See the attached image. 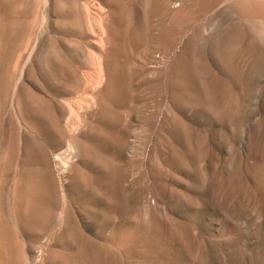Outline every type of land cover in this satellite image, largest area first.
I'll list each match as a JSON object with an SVG mask.
<instances>
[{"label": "rangeland", "instance_id": "374dc122", "mask_svg": "<svg viewBox=\"0 0 264 264\" xmlns=\"http://www.w3.org/2000/svg\"><path fill=\"white\" fill-rule=\"evenodd\" d=\"M106 1L0 0V264H264V0H113L105 67ZM22 84L38 127L14 116ZM105 87L86 156L72 119Z\"/></svg>", "mask_w": 264, "mask_h": 264}, {"label": "bare ground", "instance_id": "6f19581e", "mask_svg": "<svg viewBox=\"0 0 264 264\" xmlns=\"http://www.w3.org/2000/svg\"><path fill=\"white\" fill-rule=\"evenodd\" d=\"M74 1V0H73ZM76 1V0H75ZM13 2V1H12ZM28 2V1H27ZM77 2H78V0H77ZM79 2H80V0H79ZM86 2V1H85ZM159 2H161L160 0H159ZM75 3V2H74ZM73 3V4H74ZM106 3H107V5L109 6V12H108V14H109V16L106 18V19H104V21H103V25H102V27L104 26L105 27V29H106V32H107V34H106V37L105 36H103L104 38H101V40H102V44L104 45H107V49L105 50L104 49V46L102 45V44H100V45H102L103 46V49L105 50L104 52L102 51V53H101V55L100 56H103V58H104V62H105V67H107V65H108V63L109 62H112V61H115V60H117V55L113 52L114 51V30H116V29H114L113 30V25H112V23H111V18H112V16H113V13H114V2H113V0H107L106 1ZM12 4V3H11ZM79 4V3H78ZM163 4H165V3H163ZM81 5H85V4H81ZM86 5H88V4H86ZM90 5V4H89ZM88 5V6H89ZM4 6H6V5H4ZM74 6H76L75 4H74ZM14 7V6H13ZM34 7V6H33ZM125 7V6H124ZM167 7H168V5L166 6V9H167ZM62 8V7H61ZM75 8V7H74ZM73 8V9H74ZM77 8H78V6H77ZM84 9L85 8H87L86 6H84L83 7ZM91 9L93 8V7H90ZM90 8H88V9H90ZM165 8V7H164ZM64 9H66V8H64ZM79 9V8H78ZM88 9L86 10L87 11V14H86V17H89L90 18V16L88 15V13L90 12H88ZM165 9V11L167 12L168 11V9L166 10ZM67 10V9H66ZM93 10H94V8H93ZM74 11V10H73ZM82 11H84L83 9H82ZM99 11H102L101 9L99 10ZM30 12H31V10H30ZM79 12V11H78ZM2 13H4L5 14V12H2ZM65 13H67L66 11H65ZM76 13V12H75ZM83 13H85V11L83 12ZM91 13H92V11H91ZM94 13V12H93ZM100 13V12H99ZM121 13V12H120ZM59 14V13H58ZM68 14V13H67ZM66 14V15H67ZM90 14V13H89ZM80 15V14H79ZM96 15V17L98 16V20H101V18L99 19V15H97V14H95ZM1 16V15H0ZM28 16V15H27ZM27 16H26V19H27ZM32 16V15H31ZM67 16H69V15H67ZM92 16V15H91ZM102 16V15H101ZM104 16H106V14L104 15ZM2 17V16H1ZM9 17V16H8ZM96 17H94L95 19H94V23L95 24H98L99 22H98V20H97V18ZM29 18V17H28ZM67 18V17H66ZM69 18V17H68ZM72 18H74V17H72ZM93 18V17H92ZM11 19V18H10ZM62 19V18H61ZM70 19V18H69ZM68 19V20H69ZM57 20H59V19H57ZM74 20V19H73ZM77 20V19H76ZM75 20V21H76ZM97 21V23H96V21ZM9 22H10V20H9ZM88 22H90V19H88ZM87 21H86V23H88ZM92 22V23H93ZM101 22H102V20H101ZM119 22V21H118ZM78 23H81V22H78V20H77V24ZM85 23V24H86ZM93 23V24H94ZM122 23V22H121ZM4 24H5V22H4ZM12 24V23H11ZM102 24V23H101ZM101 24H100V26H101ZM131 24V23H130ZM31 25V24H30ZM84 25V24H83ZM89 25H92V24H89ZM99 25V24H98ZM128 25V24H127ZM9 26V25H8ZM54 26V25H53ZM74 26V25H73ZM100 26H98V27H100ZM33 27V26H32ZM74 27H76V26H74ZM88 27V26H87ZM86 27V28H87ZM96 27H97V25L95 26V30H97L96 29ZM131 27V26H130ZM157 27V26H156ZM73 28V27H72ZM85 28V27H84ZM89 28H90V26H89ZM91 28H93V26H91ZM88 29V28H87ZM86 29V30H87ZM101 29V31L104 29H102V28H100ZM124 29V28H123ZM76 30V29H75ZM79 30V29H78ZM85 30V31H86ZM99 30V29H98ZM97 30V31H98ZM127 30H130V29H127ZM135 30V29H134ZM133 30V31H134ZM22 31V30H21ZM83 31V30H82ZM89 30H87V32H88ZM91 31V30H90ZM93 31V30H92ZM121 31V30H120ZM132 31V32H133ZM84 32V31H83ZM98 32H100V31H98ZM103 33H101L100 32V34L102 35H105V32L104 31H102ZM130 31H128L127 33H129ZM21 33V32H20ZM70 33V32H69ZM76 33V32H75ZM92 33H94V31L92 32ZM97 33V32H96ZM5 34H6V31H5V29H4V27H3V23H2V21H1V18H0V67H2L3 65H4V61L6 60L7 61V59L8 58H6V56L5 55H3L2 54V43H3V40H4V37H5ZM18 34V33H17ZM95 34V33H94ZM116 34V33H115ZM8 35H10V34H8ZM60 35V34H59ZM75 35V34H74ZM98 35V33L96 34V36ZM125 35V34H124ZM16 36V35H15ZM83 36V35H82ZM85 36V35H84ZM126 36V35H125ZM22 37V35L20 36V38ZM29 37V36H28ZM68 37V36H67ZM81 37V36H80ZM99 37V36H98ZM97 37V38H98ZM11 38H13V37H11ZM10 38V39H11ZM16 38H18L17 36H16ZM126 38H127V36H126ZM15 39V38H14ZM21 39H23V38H21ZM59 40V39H58ZM100 40V39H99ZM100 40V41H101ZM11 41V40H10ZM25 41V40H24ZM53 41H56V40H53ZM21 42V41H20ZM62 42V41H61ZM8 43H10L9 41H8ZM24 43V42H23ZM57 43H58V41H57ZM65 43V42H64ZM52 44V43H51ZM56 44V43H55ZM14 45V44H13ZM27 45H28V43H27ZM57 46H58V44H56ZM56 45H55V47H56ZM77 45V44H76ZM16 46V45H15ZM20 46V45H19ZM18 46V47H19ZM23 46V45H22ZM64 46V45H63ZM101 46V47H102ZM129 46V45H128ZM14 47V46H13ZM27 47H30L29 45L27 46ZM26 47V45L24 46V48H27ZM49 47V46H48ZM52 47H54V46H52ZM117 47V46H116ZM50 48H51V45H50ZM127 48V47H126ZM28 49V48H27ZM51 49H53V51L52 52H54L55 53V50L57 49H55V48H51ZM51 49H50V51L49 52H51ZM55 49V50H54ZM24 50H26V49H24ZM49 50V49H48ZM48 50H47V52H48ZM62 50V49H61ZM60 50V51H61ZM101 50H102V48H101ZM68 51V50H67ZM119 51V50H118ZM126 51V50H125ZM32 52H33V49L30 51V53H29V55H28V58H27V60H26V63L27 62H29L28 60H30V56H31V54H32ZM57 53H58V50L56 51V55H57ZM47 54H49L50 55V53H47ZM59 54V53H58ZM53 55V54H52ZM60 55V54H59ZM59 55H57V58L59 57ZM19 56V55H18ZM47 56V55H46ZM64 56H65V54H64ZM14 58H16V57H14ZM20 58H21V55H20V57H19V61H20ZM55 58H56V56H55ZM60 58V57H59ZM51 60V59H50ZM63 60V59H62ZM93 60H95V59H93ZM18 61V60H17ZM56 62H57V60H55ZM50 62V61H49ZM96 62V61H95ZM62 63V62H61ZM115 63V62H114ZM119 63H120V61H119ZM122 63V62H121ZM16 64H17V62H16ZM47 64V63H46ZM57 64V63H56ZM113 65V64H112ZM26 66V65H25ZM57 66V65H56ZM58 67V66H57ZM117 67V66H116ZM119 67H120V64H119ZM118 67V68H119ZM33 69V68H32ZM63 69V68H62ZM24 70V69H23ZM23 70H22V72H21V74H20V79H22V76H23ZM36 70V69H35ZM59 71V70H58ZM112 71V70H111ZM37 72L38 73H36V71H34V70H31V72H29V73H32V74H30V76H31V78H35L36 79V76H40V77H42V73H41V71L40 70H37ZM110 74V73H109ZM39 77V78H40ZM29 78V77H28ZM95 79V78H94ZM89 84V83H88ZM87 83H86V85H88ZM24 84H22V86L20 87V89H21V91L20 92H15L14 93V96H13V105H14V116H15V118L17 119V121H18V125H21V127L22 126H25V122H29L30 124H32V125H34V126H36V127H38V123H36L33 119H32V117H31V115H30V113H29V111H28V108L26 107V106H24L25 107V109H23V108H21V104H22V102H24V104H26L25 103V100H24V97H23V93H22V90L24 89ZM86 87V89L84 88V90H87V88L89 87V86H85ZM108 87H105L101 92H99V93H96V94H92V97L91 98H85L84 99V103L82 104V106L80 107L81 109H83L84 111H85V113L84 114H82V115H78V114H76L75 113V110H72L73 108H72V106H65V104L63 103H59V102H57V101H55L54 99L52 100V103H51V109H53L56 113H55V115L60 119V117H63L64 116V114L66 113V111L68 110L69 111V116L71 115V114H73L72 113V111H74V114L77 116V120H75V121H73V119H72V125L73 126H75V125H80V126H93V127H91V128H87V131H86V133H84L82 136H80L79 138H71L70 140H68V141H72L73 139H75L76 140V142H77V144H78V148H79V150L83 153V155H86V156H89V154L93 151V146H94V142H93V138H92V136H90L91 134H90V132L92 131V130H94V128H97V127H100V122L98 121V119H99V116H100V114H101V112H102V108H101V103L102 102H104V100L105 99H107L106 97H107V93H108V89H107ZM19 89V90H20ZM110 90V89H109ZM112 90V89H111ZM89 92V90H87L86 91V93H88ZM109 94V93H108ZM112 96V95H111ZM35 97V96H34ZM45 98V97H44ZM33 99V98H32ZM46 99V98H45ZM36 100H38L37 98H36ZM58 100V99H57ZM32 101H34V100H32ZM42 101V100H41ZM46 102H47V100H46ZM95 102H98V105H99V109L97 108V111H95V112H93L92 111V108H93V105H95L94 103ZM39 103H40V101H39ZM43 103V102H42ZM49 103H50V101H49ZM48 103V104H49ZM30 104V103H29ZM44 104V103H43ZM68 104H69V102H68ZM70 104H71V102H70ZM103 104V103H102ZM36 105H37V103H36ZM38 105H40V104H38ZM37 105V106H38ZM66 105H67V103H66ZM77 106L78 105H81V104H76ZM96 106V105H95ZM38 107H40V106H38ZM74 108H75V103H74V106H73ZM35 108H36V106H35ZM44 108V107H43ZM76 108H78V107H76ZM80 108H78V109H80ZM25 110V111H24ZM41 110V109H40ZM72 110V111H71ZM95 110H96V108H95ZM24 111V112H23ZM43 111H44V109H43ZM83 111V112H84ZM75 115H73V116H75ZM52 117V116H51ZM78 118H79V120H78ZM97 118V120H95V119ZM103 118V117H102ZM69 119H71V117L69 118ZM68 119V120H69ZM74 119H76V117L74 118ZM53 120V119H52ZM58 120V119H57ZM88 121H89V123H88ZM56 123V122H55ZM54 123V124H55ZM70 123V122H69ZM59 124V123H58ZM93 124V125H92ZM42 126V125H41ZM44 126V125H43ZM55 126V125H54ZM71 126V125H70ZM43 128V127H42ZM31 129V128H30ZM34 130V129H33ZM69 130V129H68ZM35 131V130H34ZM95 131V130H94ZM7 131L6 130H4L3 129V127H2V124L0 123V162H2L3 160H9V161H11V159H12V156H11V152H13V151H9L8 149H7V147H6V145H9L11 142H9V144L7 143L6 144V136H7ZM92 133V135H93V132H91ZM39 135V134H38ZM12 138V137H11ZM74 140V141H75ZM10 141V140H9ZM40 146H41V149H42V152H43V155H44V157H45V159H46V161H47V173H48V177H49V179H50V181H51V183H52V186L53 187H55V185H56V181H55V178H54V175H53V173L51 172V162H50V155H49V153H48V147H49V141H48V139H46V137L44 136V137H42L41 139H40ZM21 149V148H20ZM12 150H14V149H12ZM15 151V150H14ZM14 155H15V153H13ZM21 154V153H20ZM15 157V156H14ZM13 157V158H14ZM54 158V160H60L59 159V157L57 156V157H53ZM71 159V158H70ZM6 160L4 161V162H6ZM7 160V161H8ZM14 160V159H13ZM12 160V161H13ZM56 160V161H57ZM9 161H8V163H9ZM70 161V160H69ZM18 162V161H17ZM61 162V161H60ZM64 162H62V164H63ZM67 163V162H66ZM5 164H7V163H5ZM5 164H3V165H5ZM13 164V163H12ZM15 164V163H14ZM19 164V163H18ZM55 165V164H54ZM12 166H14V165H12ZM19 166V165H18ZM3 167H5V166H3ZM6 167L8 168L9 166H8V164L6 165ZM11 167V166H10ZM5 169V168H4ZM85 169V165L84 164H81V165H75V166H73V170H74V176H76L77 174H79V172H82V171H85L84 170ZM4 171V170H3ZM2 171V172H3ZM6 171H8L7 169H6ZM61 171V170H60ZM1 171H0V173H2ZM23 172V171H22ZM4 173H5V171H4ZM11 173H14V172H11ZM83 173V172H82ZM87 173V172H86ZM16 174V173H15ZM19 174H20V172H19ZM24 174V173H23ZM33 174V173H32ZM5 175V174H4ZM3 175V176H4ZM10 175H12V174H10ZM9 175V176H10ZM86 175V174H85ZM5 176H8V175H5ZM28 176V175H27ZM21 175H20V181H21ZM2 179V178H1ZM18 179V180H19ZM22 179H24L23 177H22ZM29 179V178H28ZM27 179V180H28ZM47 180V179H46ZM2 181V180H1ZM10 181V180H9ZM5 182V181H4ZM7 182V181H6ZM3 183V182H2ZM17 183L19 184V181H17ZM28 184H29V181L27 182ZM46 183H48V182H46ZM74 183V182H73ZM25 184H26V181H25ZM16 185V184H15ZM19 186H22L21 185V183L19 184ZM27 186V185H26ZM32 186V185H31ZM30 185H28V187L30 188L31 187ZM18 187V186H17ZM26 189V188H25ZM47 189V188H46ZM45 189V190H46ZM11 190H12V188H11ZM28 190V189H27ZM24 191H26V190H24ZM43 191V190H42ZM5 192V191H4ZM13 193V192H12ZM23 193V192H22ZM26 194H28L27 192H26ZM48 194V193H47ZM55 194V193H54ZM6 195V194H5ZM19 195V194H18ZM31 195V194H30ZM52 195V194H51ZM50 195V196H51ZM10 196H12V195H10ZM14 196V195H13ZM22 196V195H21ZM27 198H28V195H27ZM27 198H24V199H27ZM43 198V197H42ZM51 198V197H50ZM30 199V198H29ZM28 200V199H27ZM26 200V201H27ZM11 201V200H10ZM29 201V200H28ZM14 205V204H13ZM29 205V204H28ZM45 206H46V204H45ZM49 206V205H48ZM47 206V207H48ZM14 207V206H13ZM65 207V206H64ZM63 207V208H64ZM62 208V209H63ZM10 209H11V207H10ZM65 209V208H64ZM63 209V210H64ZM62 210V211H63ZM49 214H50V211H49ZM62 214H63V212H62ZM12 215V214H11ZM13 217V216H12ZM47 218V217H46ZM50 218H51V216H50ZM15 219V218H14ZM64 219L65 220H67L68 219V216L65 214L64 215ZM13 220V219H12ZM42 221V220H41ZM70 222L72 221V220H69ZM50 222V221H49ZM69 222V223H70ZM69 223L67 224V225H69ZM70 226V225H69ZM51 232V231H50ZM6 259H7V257H6ZM7 262H8V260H6ZM4 264V263H3Z\"/></svg>", "mask_w": 264, "mask_h": 264}]
</instances>
